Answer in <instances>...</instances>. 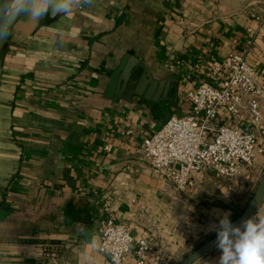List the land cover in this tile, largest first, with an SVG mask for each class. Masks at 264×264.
Instances as JSON below:
<instances>
[{"label":"crops","instance_id":"crops-1","mask_svg":"<svg viewBox=\"0 0 264 264\" xmlns=\"http://www.w3.org/2000/svg\"><path fill=\"white\" fill-rule=\"evenodd\" d=\"M235 46L264 85V0H81L66 15L16 17L0 52V264H112L99 250L107 213L129 226L132 249L148 240L146 264H177L216 235L224 212L239 214L264 156L251 183L205 172L196 189L177 191L141 151L190 111L191 89L218 83L212 67ZM133 59L158 85L111 88ZM220 120L262 136L264 103L259 127L225 111Z\"/></svg>","mask_w":264,"mask_h":264},{"label":"built area","instance_id":"built-area-1","mask_svg":"<svg viewBox=\"0 0 264 264\" xmlns=\"http://www.w3.org/2000/svg\"><path fill=\"white\" fill-rule=\"evenodd\" d=\"M222 75L217 84L200 83L187 93L189 112L173 115L164 126L145 138L141 151L152 169L167 178L177 191L196 189L198 173L211 172L220 179L252 182L256 163L264 156L262 136L244 132L233 124L222 123L225 111L232 119H244L259 127L262 121L264 85L258 81L257 68L236 46L216 63L212 76ZM247 115L245 119L244 116ZM110 151V147L106 148ZM99 250L115 255L119 264H146L152 250L146 239L132 249L129 226L112 214L101 217L98 227Z\"/></svg>","mask_w":264,"mask_h":264},{"label":"clouds","instance_id":"clouds-1","mask_svg":"<svg viewBox=\"0 0 264 264\" xmlns=\"http://www.w3.org/2000/svg\"><path fill=\"white\" fill-rule=\"evenodd\" d=\"M81 0H0V38L7 35L8 26L20 15L38 21L44 15L68 14ZM40 9L34 15L32 9ZM227 211L218 223L211 225L216 233V247L221 252L218 264H264V214L256 213L241 221L237 226ZM112 264H119L114 255Z\"/></svg>","mask_w":264,"mask_h":264},{"label":"water","instance_id":"water-1","mask_svg":"<svg viewBox=\"0 0 264 264\" xmlns=\"http://www.w3.org/2000/svg\"><path fill=\"white\" fill-rule=\"evenodd\" d=\"M1 43H2V38H0V52H1ZM138 67L143 69V74L139 76H137ZM136 76L139 78H137ZM132 82L135 85V88L132 93H140V88H142L146 84L150 86V90H152L156 85H158V82L152 80V74L150 70L146 68L144 63H141L136 59L131 60V62H127L126 60H123L122 66L112 76L111 88H113L114 86L117 87L119 84L121 88L127 89V87L131 85ZM263 202H264V173L262 175L261 180L258 183V186L251 200L249 201L247 206L242 211H240L239 214L234 218L232 223L238 226L242 220L250 216H253ZM216 249L217 247H216V235H215L210 239H208L203 244H201L199 247H197L195 250H193L191 253L185 256L183 259H181L177 264H194L198 260L207 256Z\"/></svg>","mask_w":264,"mask_h":264},{"label":"rangeland","instance_id":"rangeland-1","mask_svg":"<svg viewBox=\"0 0 264 264\" xmlns=\"http://www.w3.org/2000/svg\"><path fill=\"white\" fill-rule=\"evenodd\" d=\"M246 205H247V204H246ZM243 209H244V208H243ZM243 209H241L240 211H242ZM237 215H238V214H237ZM237 215H236V216H237ZM236 216H235V217H236ZM235 217H234V218H235ZM234 218H232V220H233ZM232 220H231V221H232Z\"/></svg>","mask_w":264,"mask_h":264}]
</instances>
